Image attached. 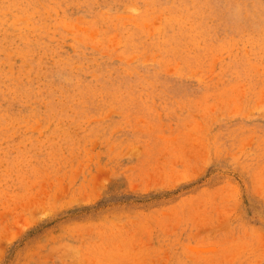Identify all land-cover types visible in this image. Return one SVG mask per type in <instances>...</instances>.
<instances>
[{
	"label": "rangeland",
	"instance_id": "374dc122",
	"mask_svg": "<svg viewBox=\"0 0 264 264\" xmlns=\"http://www.w3.org/2000/svg\"><path fill=\"white\" fill-rule=\"evenodd\" d=\"M0 264H264V0H0Z\"/></svg>",
	"mask_w": 264,
	"mask_h": 264
}]
</instances>
